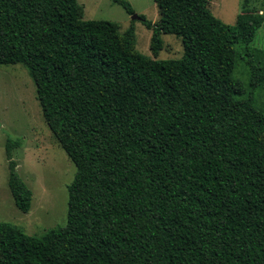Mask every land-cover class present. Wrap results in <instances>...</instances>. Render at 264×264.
Listing matches in <instances>:
<instances>
[{"label":"trees","instance_id":"16d2710c","mask_svg":"<svg viewBox=\"0 0 264 264\" xmlns=\"http://www.w3.org/2000/svg\"><path fill=\"white\" fill-rule=\"evenodd\" d=\"M155 2L157 22L139 15L152 59L134 26L84 20L78 0H0V66L28 69L76 167L67 224L34 237L0 223V264H264V50L252 47L264 16L245 8L228 25L209 0ZM163 34L181 38V59H156Z\"/></svg>","mask_w":264,"mask_h":264},{"label":"rangeland","instance_id":"374dc122","mask_svg":"<svg viewBox=\"0 0 264 264\" xmlns=\"http://www.w3.org/2000/svg\"><path fill=\"white\" fill-rule=\"evenodd\" d=\"M84 7V20H103L120 25L124 33L134 26L136 48L145 57L155 59L151 50L152 30L141 20H133L126 10L112 0H78ZM137 15L159 20L155 0H129ZM213 14L228 25L236 23L245 8L264 16V0H209ZM164 48L157 60L181 59V38L163 34ZM252 47L264 50V24ZM236 77L249 85L250 67L239 61ZM256 105L264 108V86L257 91ZM8 140L20 146L7 155ZM10 164L33 192L28 213L18 209L8 182ZM76 167L49 129L37 96L34 80L22 64L0 66V223H8L23 233L42 237L52 229L64 227L68 217V188Z\"/></svg>","mask_w":264,"mask_h":264},{"label":"water","instance_id":"95a60500","mask_svg":"<svg viewBox=\"0 0 264 264\" xmlns=\"http://www.w3.org/2000/svg\"><path fill=\"white\" fill-rule=\"evenodd\" d=\"M133 20H140V16L137 15L136 13L132 17Z\"/></svg>","mask_w":264,"mask_h":264}]
</instances>
